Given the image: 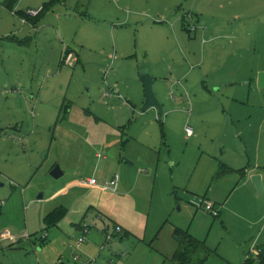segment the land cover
Listing matches in <instances>:
<instances>
[{
	"label": "rangeland",
	"instance_id": "374dc122",
	"mask_svg": "<svg viewBox=\"0 0 264 264\" xmlns=\"http://www.w3.org/2000/svg\"><path fill=\"white\" fill-rule=\"evenodd\" d=\"M45 1L17 6L38 9ZM175 1L100 0L85 16L58 2L38 31L0 7V231L15 238L0 241V264H175L173 246L183 244L176 231L205 245L203 264H241L246 243L264 250V220L262 228L254 224L264 191L251 197L239 170L247 163L264 169V88L252 81L264 55L241 64L209 56L227 52L235 38L243 53L257 55L261 20L253 11L234 16L227 0ZM63 13L81 17L67 26ZM22 24L24 34L16 30ZM10 26L15 33L6 38ZM66 48L71 64L60 59ZM143 69L153 77L160 119L154 107L141 111ZM230 99L241 104L233 121L223 117ZM164 100L177 111L166 116ZM195 103L215 118L189 122ZM54 165L58 178L50 176ZM126 167L147 179L122 197L120 189L78 182L92 176L104 184L117 174L120 184ZM229 197L218 216L195 204L216 199L218 207ZM58 206L66 214L46 226L43 217Z\"/></svg>",
	"mask_w": 264,
	"mask_h": 264
},
{
	"label": "crops",
	"instance_id": "0c3cea01",
	"mask_svg": "<svg viewBox=\"0 0 264 264\" xmlns=\"http://www.w3.org/2000/svg\"><path fill=\"white\" fill-rule=\"evenodd\" d=\"M3 1L4 0H0V7H1V9H5V10H7V11H9L12 15H18L19 16V14L17 13L18 11H23V12H26V10H22V9H19V7L17 6V4H18V1H17V3L15 4V6H14V8H13V10L12 11H10V10H8L7 8H5L4 7V5H3ZM48 0H46L45 2H47ZM76 1V3L74 4V2ZM45 2H42V4L38 7V9H40L41 8V6L43 5V3H45ZM100 2V0H71V1H69V2H67V0H62L60 3H61V5H63V7L65 8V11H68V10H70V11H72V9H74L75 10V8L76 9H79V10H82V16L84 15V14H87V12L86 11H84L83 12V9L84 8H86V10H88V8H90V9H94L95 8V5L97 4L98 5V3ZM175 2H178L177 0L175 1ZM226 3L228 4V7L231 9V7H232V10H235V11H237L238 13H236L234 16H242V13L244 12V13H247V12H254V14H253V16L255 17L256 16V13L258 14V18H260V20L261 21H259L258 23H256V26L258 27V28H255V29H261V30H264V0H227L226 1ZM57 4H55L49 11H47L46 13H49L55 6H56ZM78 5H80L79 6V8L77 7ZM17 6V7H16ZM30 9H33V8H27V10H30ZM34 10V9H33ZM35 10H37V9H35ZM45 13V14H46ZM75 13V12H74ZM6 16H7V12L6 13H4ZM45 14L41 17V19L42 18H44V16H45ZM64 14V17H66V18H64V19H67V20H65V21H68V22H63L62 21V24L63 25H65L66 23H67V26H68V24L70 23H72V21H71V16L72 17H75V19H79L80 17H81V15H80V17H77V16H75V14H73V13H70V15L68 14V13H63ZM85 16V15H84ZM22 18V17H21ZM25 19H27V18H25ZM40 19V20H41ZM63 19V18H62ZM30 21H32L31 20V18L29 19ZM39 20V21H40ZM61 20V19H60ZM38 21V25L37 24H35V25H32L31 24V26H32V28L33 29H35V31H38L39 29H41L42 27H44L45 25H46V22H45V20H43V22L42 21H40L39 22ZM2 22H6V21H2ZM2 22H0V23H2ZM23 23V22H22ZM73 24H74V22H73ZM23 25V24H22ZM1 27V26H0ZM72 27V26H71ZM16 30H20V32H21V30H22V34H24L25 33V30H24V25L23 26H21L20 28H16ZM13 31V28L10 26L6 31H4L5 32V34L7 35V34H9L8 32H12ZM15 31V30H14ZM13 31V32H14ZM55 31H57V28H55ZM15 33V32H14ZM13 34V33H12ZM11 36H9V35H7V37L6 38H10ZM15 39V38H14ZM252 45H253V43H252ZM254 47H255V50H256V47H259L260 48V52H264V43H261V41H260V39L258 38V37H255L254 38V45H253ZM226 48H227V52H223V53H220L219 55H209L211 58H215V57H217L218 56V58H219V62L221 61V60H223V61H228V60H234L235 62H237L238 64H241V62H247V61H253L254 62V60L255 61H258L263 55H264V53L263 54H261L260 52L256 55L255 54V52L256 51H252L251 53H243L242 52V50L245 48V45H244V43L241 41V39L240 38H235L234 39V41L233 42H227V45H226ZM261 49H262V51H261ZM74 53L72 50H70V49H68V48H66V49H63L62 51H61V53H60V56L62 57V53ZM62 54V55H61ZM209 57V58H210ZM61 59V58H60ZM206 60V59H205ZM202 62V61H201ZM238 64H236V65H232V66H237ZM232 66H229L228 67V69L227 70H229L230 68H232ZM252 66V65H251ZM254 66V65H253ZM256 71H258V72H260V71H264V69H261V68H257L256 69ZM246 74H247V72H245L243 69L242 70H240V72H239V77H243V76H246ZM223 75L226 77V78H229V77H232V76H234V75H232V73H228V72H223ZM251 75V73H249V76ZM256 77H257V75L255 76V73H254V75H253V82H254V84H256ZM264 88V87H263ZM234 91V89L232 90V93H229L228 92V94H230V96L232 95L233 96V98H236V94H235V92H233ZM236 95V96H235ZM32 100H34V97H30ZM40 98H38V97H36L35 98V102L36 103H38ZM25 101L27 102V100H26V97H25ZM165 101L166 100H164L163 101V104H164V106H165V110L163 111V112H166V116H168L169 114H171V113H174V112H176L177 111V109L175 108V110H174V108L170 105V106H167L166 104H165ZM230 101H231V103H228V104H226V108L227 109H224L225 111H224V115H223V117H224V119H229L230 121H233L234 120V117H236V118H238L239 117V107L240 106H238V105H241V104H239V102H237V99H230ZM236 104H238V105H236ZM195 105H196V108H195V110H193V112H192V109L190 110V112H189V116H188V121L189 122H191V123H194V124H198V121H199V123H201L202 122V120H204V119H208V120H212V119H214L215 118V113L214 112H207V111H205L204 110V108L201 106V105H198L197 103H195ZM237 107H238V109H237ZM181 113V112H180ZM249 116V115H248ZM200 125V124H199ZM249 126H250V124H249ZM192 134H193V132H192ZM192 134L191 135H187L188 137H191L192 136ZM227 137H223L222 139H226ZM132 141H134V140H132ZM222 144H224L223 143V141H222ZM223 167H225V169L227 170V171H229V170H231V171H233L234 169L232 168V167H230L229 165H222ZM127 168L128 167H126L125 168V170H124V172H123V179H122V181H121V183L120 184H117V186H116V188H115V190H112V189H104L103 188V184H98L97 183V180H96V183L94 184V185H89V184H87V185H89V186H92V187H94V188H97V189H99V190H101V191H110V192H115V191H118L119 189L121 190V191H119V194H118V197H122V194L123 193H120V192H126V190L128 191L129 189H132V188H134V186L138 183V185H139V187L140 186H142V183H143V181L144 180H146L147 179V177L146 176H141V175H139V174H136V177L134 178L133 177V172L129 169V171L127 170ZM240 170V187L241 188H245V190L247 191V193H249V194H251V197H255L256 196V194H255V186H254V184L252 183V181L250 180V177L252 176V175H254V174H259L260 175V178H261V182H262V184H263V186H264V169H261V170H257V169H255V165H251L250 163H247L246 165H243L242 167H241V169H239ZM89 178H93L92 176L91 177H89ZM82 180V179H81ZM81 180L80 181H78L80 184H82L81 183ZM118 182H119V180H118ZM70 185H67V187H72V186H74L72 183H69ZM84 185V184H83ZM262 192V191H261ZM260 193V192H259ZM214 200H216V199H214ZM214 200H212L213 202V204H212V206H214V208L218 211V215L220 214V209H224V206H226L227 204H228V202H230V197H229V199L227 200V199H225L224 201H223V203H221V204H219L220 206H218V207H215V205H217V203L214 201ZM264 199H262V198H260L259 199V202H257V206H256V208H255V212H258V218H257V221L256 222H254V224L255 223H260L261 224V228L263 227V224H262V222H263V220H264ZM66 210V209H65ZM249 211H251V208H249ZM243 212V211H242ZM66 214V213H65ZM217 215V216H218ZM64 217V216H63ZM78 227H80L79 226V224H78ZM116 227H119V231H121L123 228L116 222V223H114V229L116 228ZM77 244V243H76ZM78 246H80V245H77V247ZM205 246V245H204ZM262 247V246H261ZM179 248V247H178ZM178 248H174V246H173V251H172V253L170 254V257L169 258H171L172 257V255L175 253V251L178 249ZM259 250H260V252H259V254H255L253 251L255 250L254 249V247H251L250 246V244L249 243H246V245H244V246H242V248H241V258L243 259L242 260V262H241V264L243 263V261L246 259V258H250V259H254V260H257L258 258H259V256H264V250H263V248H262V250L260 249V248H258ZM208 250V249H207ZM251 254V255H250ZM204 263V262H203Z\"/></svg>",
	"mask_w": 264,
	"mask_h": 264
},
{
	"label": "trees",
	"instance_id": "16d2710c",
	"mask_svg": "<svg viewBox=\"0 0 264 264\" xmlns=\"http://www.w3.org/2000/svg\"><path fill=\"white\" fill-rule=\"evenodd\" d=\"M17 1L18 0H4L3 5L8 10L12 11ZM60 1L61 0H48L43 3L37 14L34 16H31L23 11H18L17 13L22 18H31L32 24L35 25L47 11ZM65 213V208L58 206L43 217V223L46 226L53 225L58 222L65 215ZM176 233L181 236L183 244L175 251L170 259L175 264H203L208 254V250L204 244L194 239L187 232L176 231ZM198 251L201 253L197 254ZM242 264H264V256H259L257 260L246 258Z\"/></svg>",
	"mask_w": 264,
	"mask_h": 264
},
{
	"label": "water",
	"instance_id": "95a60500",
	"mask_svg": "<svg viewBox=\"0 0 264 264\" xmlns=\"http://www.w3.org/2000/svg\"><path fill=\"white\" fill-rule=\"evenodd\" d=\"M139 80L142 83L143 91H144V101L141 107V111H145L150 107H154L158 111V119H160L162 115L161 104L157 100L156 96L152 90V81L153 77L149 74L147 69H143L139 72ZM256 85L258 88L264 87V71H260L257 73L256 77ZM62 175V171L60 170L58 165H54L50 170V176L53 178H58ZM250 180L255 186L257 192L264 191V186L261 182V178L259 174H254L250 177ZM42 194H39L37 198H41ZM59 264H65L64 262H60Z\"/></svg>",
	"mask_w": 264,
	"mask_h": 264
},
{
	"label": "built area",
	"instance_id": "2783aa9c",
	"mask_svg": "<svg viewBox=\"0 0 264 264\" xmlns=\"http://www.w3.org/2000/svg\"><path fill=\"white\" fill-rule=\"evenodd\" d=\"M39 11V9L37 10H26V13L34 16L37 14V12ZM61 62H64L65 64L67 63H72V54L71 53H65L62 55L61 57ZM185 132L186 134L189 136L192 134V130L190 127L186 126L185 127ZM118 180H119V176L117 174H115L110 180H108V182H105L102 186L104 189H112L115 190L117 184H118ZM82 184H89V185H94L96 183V179L95 178H85L81 181ZM1 204H3V202H1ZM195 204L197 205V207L201 208L203 206V209L205 211H208L212 214V216H217L218 215V211L212 206V204L210 203H204V198H199ZM82 233L81 235H85V233L88 232V226L86 224H83L82 227L80 228ZM117 231H119V227L115 228ZM106 239L109 238L108 235H106ZM45 236L43 235L42 238H44ZM4 240H8L9 242L13 243L15 242V238L12 234L9 233V231L7 230H2L0 231V241H4ZM84 240V236H81L78 238L77 241V245H80ZM256 255L259 254L260 250L259 249H255L253 251ZM74 259H76V257H74Z\"/></svg>",
	"mask_w": 264,
	"mask_h": 264
}]
</instances>
